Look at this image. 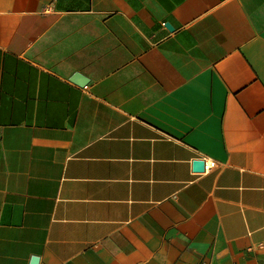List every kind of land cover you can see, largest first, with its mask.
Segmentation results:
<instances>
[{"label": "crops", "instance_id": "crops-1", "mask_svg": "<svg viewBox=\"0 0 264 264\" xmlns=\"http://www.w3.org/2000/svg\"><path fill=\"white\" fill-rule=\"evenodd\" d=\"M34 256L264 264V0H0V264Z\"/></svg>", "mask_w": 264, "mask_h": 264}, {"label": "water", "instance_id": "water-1", "mask_svg": "<svg viewBox=\"0 0 264 264\" xmlns=\"http://www.w3.org/2000/svg\"><path fill=\"white\" fill-rule=\"evenodd\" d=\"M170 30L173 29V27L171 26V24L166 23L165 24ZM74 82H76L79 85H85L88 81V78H86L85 76L79 74V73H75L72 78H71ZM194 169L201 171L204 169V161L201 160H195L194 161ZM39 258L37 256H34L31 259V263L30 264H38Z\"/></svg>", "mask_w": 264, "mask_h": 264}, {"label": "built area", "instance_id": "built-area-1", "mask_svg": "<svg viewBox=\"0 0 264 264\" xmlns=\"http://www.w3.org/2000/svg\"><path fill=\"white\" fill-rule=\"evenodd\" d=\"M215 166V161L211 159H205L204 171L208 172L211 168Z\"/></svg>", "mask_w": 264, "mask_h": 264}]
</instances>
